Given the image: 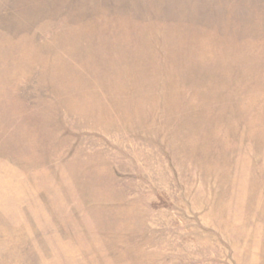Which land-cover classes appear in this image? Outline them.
<instances>
[{
    "label": "rangeland",
    "instance_id": "obj_1",
    "mask_svg": "<svg viewBox=\"0 0 264 264\" xmlns=\"http://www.w3.org/2000/svg\"><path fill=\"white\" fill-rule=\"evenodd\" d=\"M0 264H264V0H0Z\"/></svg>",
    "mask_w": 264,
    "mask_h": 264
}]
</instances>
